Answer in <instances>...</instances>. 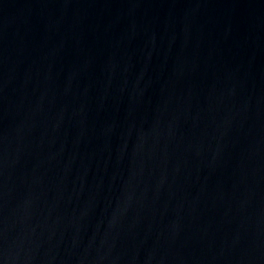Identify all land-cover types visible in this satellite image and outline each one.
<instances>
[{
    "label": "water",
    "instance_id": "95a60500",
    "mask_svg": "<svg viewBox=\"0 0 264 264\" xmlns=\"http://www.w3.org/2000/svg\"><path fill=\"white\" fill-rule=\"evenodd\" d=\"M0 264H264V0H0Z\"/></svg>",
    "mask_w": 264,
    "mask_h": 264
}]
</instances>
